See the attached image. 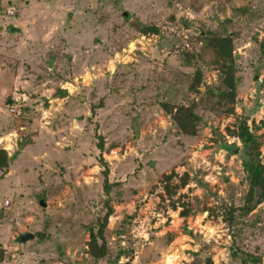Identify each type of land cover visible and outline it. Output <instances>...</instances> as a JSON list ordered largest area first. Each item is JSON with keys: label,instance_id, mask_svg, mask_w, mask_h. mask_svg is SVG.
Returning a JSON list of instances; mask_svg holds the SVG:
<instances>
[{"label": "rangeland", "instance_id": "374dc122", "mask_svg": "<svg viewBox=\"0 0 264 264\" xmlns=\"http://www.w3.org/2000/svg\"><path fill=\"white\" fill-rule=\"evenodd\" d=\"M227 35L234 100L205 43ZM181 106L200 118L195 135L165 110ZM241 120L264 164V0H2L0 148L16 157L0 170V264H93L89 231L107 202L98 264L122 248L133 255L114 264H264V202L235 227L224 218L249 186L229 136Z\"/></svg>", "mask_w": 264, "mask_h": 264}, {"label": "trees", "instance_id": "16d2710c", "mask_svg": "<svg viewBox=\"0 0 264 264\" xmlns=\"http://www.w3.org/2000/svg\"><path fill=\"white\" fill-rule=\"evenodd\" d=\"M2 0H0L1 4ZM148 32V30H144ZM150 31L157 32L156 28L150 29ZM205 43L208 45L212 43L214 45L215 51L220 55V57L224 60V86L226 90L221 93L223 99H231L234 100L236 96V79H235V59L233 56V38L231 35H227L224 37L214 36L212 39H207ZM211 44V45H212ZM227 97V98H226ZM169 113L172 114L176 124L179 128L187 135H195L198 122L200 118L194 113L193 109L186 106L177 107L174 110H170L165 107ZM174 112V113H173ZM230 135L237 138L243 145L244 149V160H243V168L246 173L248 179V191L244 197L243 204L239 208H230L226 211L225 222L228 223L229 226L235 227L238 224H241L239 217L249 215L254 210L257 209L264 202V164L261 160V147L260 142L257 137L252 133L250 127L248 126L247 120H241L238 122V126L234 130H229ZM98 148L101 152L105 150L104 139L98 144ZM16 156H9V153L5 149L0 148V170L4 172V174L8 173V169L11 165L12 160L15 159ZM103 175L105 177L104 181V189L105 192L110 195V192L115 184H111L109 180L110 171L106 168L103 171ZM166 179H171V176H166ZM107 212L103 217V221L101 222L98 230L94 228L90 229V241L88 244V254L93 261V264H98L100 261L107 258L110 253V249L108 246L106 232L108 230L109 220L114 213V207L111 203L107 202ZM237 211L241 213V216H236ZM126 222V221H124ZM123 225V224H122ZM123 229L117 231L119 238L126 236L128 231ZM40 239H44V235L38 234ZM168 244H171L174 240V234H169ZM126 248H122L116 256V259L113 261L114 263L120 262V259L124 256L133 255V251L129 249L126 251ZM7 252L0 245V263H3L6 259ZM131 255V257H132ZM234 257L238 258V252L233 253ZM243 254L242 262L246 264L249 262L258 261V259L253 258L252 256ZM113 263V264H114ZM205 264H215L211 258H208L205 261Z\"/></svg>", "mask_w": 264, "mask_h": 264}, {"label": "built area", "instance_id": "2783aa9c", "mask_svg": "<svg viewBox=\"0 0 264 264\" xmlns=\"http://www.w3.org/2000/svg\"><path fill=\"white\" fill-rule=\"evenodd\" d=\"M16 9L14 7H11L8 9V14L10 16H14L16 14ZM10 112L15 115V116H21L22 115V112L21 110L17 109L16 107H13V105H11L10 107ZM10 205V202L9 201H6L5 202V206H9Z\"/></svg>", "mask_w": 264, "mask_h": 264}, {"label": "water", "instance_id": "95a60500", "mask_svg": "<svg viewBox=\"0 0 264 264\" xmlns=\"http://www.w3.org/2000/svg\"><path fill=\"white\" fill-rule=\"evenodd\" d=\"M124 16H128V13L125 12L124 13ZM8 104H10V100H9ZM41 204H42V206H45V203L41 202ZM34 238H35V235L34 234L27 233V234H25V235H23V236L20 237V241H21V243H25V242H28L30 240H33Z\"/></svg>", "mask_w": 264, "mask_h": 264}, {"label": "crops", "instance_id": "0c3cea01", "mask_svg": "<svg viewBox=\"0 0 264 264\" xmlns=\"http://www.w3.org/2000/svg\"><path fill=\"white\" fill-rule=\"evenodd\" d=\"M14 29V28H13Z\"/></svg>", "mask_w": 264, "mask_h": 264}]
</instances>
